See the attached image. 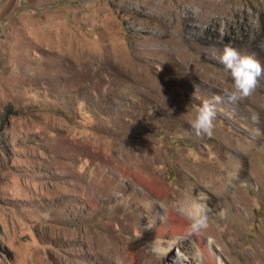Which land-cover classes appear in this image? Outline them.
Segmentation results:
<instances>
[{
  "label": "rangeland",
  "instance_id": "374dc122",
  "mask_svg": "<svg viewBox=\"0 0 264 264\" xmlns=\"http://www.w3.org/2000/svg\"><path fill=\"white\" fill-rule=\"evenodd\" d=\"M262 13L264 0H0V264H153L152 240L160 264L184 262L177 244L210 264L193 236L154 234L168 209L131 165L195 198L212 194L180 167L224 183L240 160V209L207 208L206 236L222 264H264V75L217 105L225 139L189 124L232 89L225 43L264 65Z\"/></svg>",
  "mask_w": 264,
  "mask_h": 264
},
{
  "label": "bare ground",
  "instance_id": "6f19581e",
  "mask_svg": "<svg viewBox=\"0 0 264 264\" xmlns=\"http://www.w3.org/2000/svg\"><path fill=\"white\" fill-rule=\"evenodd\" d=\"M100 53V52H99ZM101 54V53H100ZM90 55V54H89ZM103 55V54H102ZM101 56V55H100ZM106 56V57H105ZM105 60H109L110 53H107L105 55ZM91 57V56H90ZM96 57V56H95ZM100 58V57H99ZM87 60V59H86ZM95 60V59H94ZM101 60V59H100ZM99 60V61H100ZM91 61H93L91 59ZM87 63V62H86ZM98 63V62H97ZM103 65V64H102ZM159 91V90H158ZM155 92V91H154ZM216 133V132H213ZM216 136L220 139H225V135L218 132L216 133ZM224 142H228V140H223ZM222 142V143H224ZM239 147V146H238ZM245 149L239 147L236 149V153L243 152ZM245 152V151H244ZM233 170L230 171L228 176L225 178L224 183H220L221 177L220 173H217L216 171L213 172H208L207 171H201L199 168H197V173H192L189 172L188 170L184 169L183 167L181 168V172L185 176H190L191 183L194 187L198 188V190H209L212 194V196H207L206 193H202L195 198L191 197H178L176 195H172L169 193L167 187L164 185H159V187H156L152 181L157 180V176H152L150 173L143 172L141 169L138 167L136 163H133L131 165V169L134 171V173L137 174L139 183L142 184L143 189L147 192V194L151 198H156L162 201V203L165 206V209H168V216L163 218V223L159 224L157 228L154 230V234L158 235L160 233H170L172 234L173 237L179 240V242L184 241L186 235H191L194 238L197 239L198 246L202 248V254L205 256V258L208 260L210 264H222L221 260L218 259L214 249L212 246L215 244V241L211 239L209 236H206V229L199 235L197 234H192L189 231V221L185 215L184 209H186L188 206L195 202L202 203L208 208V211H214L216 212L217 209H215V206L218 209L222 208V211H220V214L224 213L225 208H235L236 210H239V206L232 201L233 194H232V187L236 185L240 180L242 175V166L243 163L240 160L238 164H234ZM142 167V166H141ZM132 172V171H131ZM200 176L208 179L207 181L200 180ZM188 179V178H187ZM146 182H141L145 181ZM250 180L252 183L254 182L255 184L258 183L254 174L250 173ZM225 197V199H224ZM165 198V199H164ZM122 200V199H121ZM212 204V205H211ZM218 213V212H216ZM214 214V213H212ZM212 216H219L217 214H214ZM209 220L211 219L210 214H208ZM210 228V224H208L207 229ZM154 244V249H155V255L153 258V264H160L161 261V248L159 246V242L157 240H152ZM180 245L177 244L178 249H176V257L183 259L184 262H177L174 259H172V263L170 264H188L187 260H191L192 256L185 253L180 247ZM171 247V246H170ZM174 247V250H175ZM163 249V248H162ZM165 250V248H164ZM175 252V251H174ZM180 256V257H179ZM175 258V257H174Z\"/></svg>",
  "mask_w": 264,
  "mask_h": 264
},
{
  "label": "clouds",
  "instance_id": "9594fccd",
  "mask_svg": "<svg viewBox=\"0 0 264 264\" xmlns=\"http://www.w3.org/2000/svg\"><path fill=\"white\" fill-rule=\"evenodd\" d=\"M226 70L231 74L232 89H223L222 95H213L204 99L196 109L193 119L189 121L191 129L197 136L213 134L217 117V105L224 98L230 103H238L255 90L258 78L264 75V65L254 52H241L230 44L225 43L221 54L217 57ZM189 221V231L201 234L208 227V211L204 204L195 202L184 209Z\"/></svg>",
  "mask_w": 264,
  "mask_h": 264
},
{
  "label": "trees",
  "instance_id": "16d2710c",
  "mask_svg": "<svg viewBox=\"0 0 264 264\" xmlns=\"http://www.w3.org/2000/svg\"><path fill=\"white\" fill-rule=\"evenodd\" d=\"M260 27L264 32V13L260 14Z\"/></svg>",
  "mask_w": 264,
  "mask_h": 264
}]
</instances>
